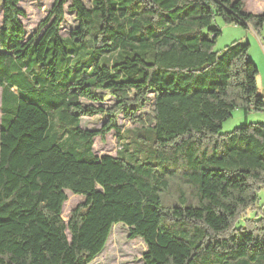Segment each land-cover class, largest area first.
Masks as SVG:
<instances>
[{"label": "trees", "instance_id": "trees-1", "mask_svg": "<svg viewBox=\"0 0 264 264\" xmlns=\"http://www.w3.org/2000/svg\"><path fill=\"white\" fill-rule=\"evenodd\" d=\"M1 2L0 264H88L119 222L144 240L141 264H264V122L220 132L264 96L247 43L213 49L217 18L260 30L264 10L70 0L77 25L64 38L66 0H54L26 37L19 0ZM151 100L117 154L92 151L94 136L119 132V114ZM96 114L99 128L80 126ZM65 189L84 197L66 222Z\"/></svg>", "mask_w": 264, "mask_h": 264}, {"label": "rangeland", "instance_id": "rangeland-1", "mask_svg": "<svg viewBox=\"0 0 264 264\" xmlns=\"http://www.w3.org/2000/svg\"><path fill=\"white\" fill-rule=\"evenodd\" d=\"M2 0H0V24L2 20ZM54 0H19L18 6L24 11L20 15V20L24 26L26 37H28L37 26L38 21L46 14L47 9L52 5ZM245 8L253 13H259L264 10V0H243ZM85 5H90V0H83ZM70 0H66L64 4L65 18L60 27V35L68 38L69 32L77 25L75 13L68 9ZM215 23L220 28V33L216 37L214 50L221 51L224 47L234 40L247 43L248 58L256 65V86L258 94L264 96V27L260 30L253 29L250 25H242L236 23H227L217 18ZM69 63L68 56L60 58L59 67L62 68V75L56 78L58 83L64 81L66 65ZM35 79L41 81L40 69L35 68ZM1 93V88H0ZM152 99V94H150ZM83 102H88L85 98ZM115 99L107 95L103 105L111 104ZM152 108V100L147 102L143 108L138 110L133 119L124 117L119 114L117 117V125L119 132L114 129L108 131L103 137L98 135L93 137L92 151L96 155L117 154L121 149L122 141L128 140L122 137V131L140 127L139 119H143L146 113H150ZM1 114V109H0ZM106 116L96 114L93 116L83 115L80 118V126L87 129H96L105 121ZM260 121L264 122V109H251L244 113L241 108H235L231 116L222 122L220 132H225L244 122ZM126 131V132H127ZM66 199L62 206L61 216L68 220L71 210L84 200L82 195L72 193L69 189H65ZM146 250L144 240L139 237H131L129 228L122 223H115L111 226L108 239L104 248L97 254L88 264H141L142 253Z\"/></svg>", "mask_w": 264, "mask_h": 264}]
</instances>
